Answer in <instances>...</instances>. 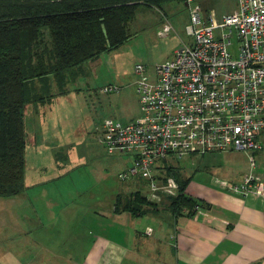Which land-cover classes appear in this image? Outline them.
Wrapping results in <instances>:
<instances>
[{"label":"rangeland","instance_id":"1","mask_svg":"<svg viewBox=\"0 0 264 264\" xmlns=\"http://www.w3.org/2000/svg\"><path fill=\"white\" fill-rule=\"evenodd\" d=\"M185 2L141 5L129 26L132 39L63 75L62 84L56 78V96L27 107L25 184L29 189L26 196H0V264H77L96 234L116 235L124 229L109 213L114 214L111 211L118 193L140 191L141 187L120 180L119 174L126 170L131 157L126 161L124 153L109 154L99 135L105 119L129 123L140 116L134 87L136 65H144L153 79L157 65L192 42L187 33L190 13ZM196 2L215 10L217 16L238 11V0ZM166 14L173 33L161 38L157 31L162 17L163 24L167 23ZM108 84L118 85L121 91L102 93L101 88ZM36 89L42 87L37 84ZM210 158L206 164L200 163V156L169 160L172 166L184 168L186 176L198 170L188 189L194 197L203 194L201 188L217 189L223 182H239L249 170L244 153ZM42 166L44 172L53 167L58 172L40 174ZM148 193L147 189L142 191L145 197Z\"/></svg>","mask_w":264,"mask_h":264},{"label":"built area","instance_id":"2","mask_svg":"<svg viewBox=\"0 0 264 264\" xmlns=\"http://www.w3.org/2000/svg\"><path fill=\"white\" fill-rule=\"evenodd\" d=\"M192 38L150 78L136 65L134 84L140 116L129 124L107 119L99 142L109 154H128L131 163L119 174L122 181H148L150 201L176 196L179 183L161 182L159 162L192 154L244 153L249 170L229 190L244 198L264 199V178L258 174L256 153L264 151V0H238V11L217 16L196 0H186ZM173 33L167 21L159 32ZM108 84L104 94L119 93ZM148 228L146 234H152Z\"/></svg>","mask_w":264,"mask_h":264},{"label":"trees","instance_id":"3","mask_svg":"<svg viewBox=\"0 0 264 264\" xmlns=\"http://www.w3.org/2000/svg\"><path fill=\"white\" fill-rule=\"evenodd\" d=\"M165 1L169 0H0V196L21 197L28 193L27 107L54 98L56 78L62 84L63 75L132 39L129 26L141 5L161 6ZM37 84L42 89H36ZM215 155L189 157L200 156V163L206 164ZM182 169L169 161L157 164L155 176L161 182L174 178L179 183L178 194L165 195L161 203L142 194L148 189L144 178L120 179L130 185L138 183L141 188L118 193L114 214L143 217L164 205L176 217H195L200 209L209 208L204 200L188 192L198 170L186 176Z\"/></svg>","mask_w":264,"mask_h":264},{"label":"crops","instance_id":"4","mask_svg":"<svg viewBox=\"0 0 264 264\" xmlns=\"http://www.w3.org/2000/svg\"><path fill=\"white\" fill-rule=\"evenodd\" d=\"M125 155L129 161L130 155ZM256 158L258 174L264 178V151L256 153ZM40 168V174L48 173ZM57 172L53 167L48 174ZM234 182H223L217 189L201 188L203 194L195 198L209 208L200 209L195 217H176L164 205L143 217L109 213L124 229L116 235L96 234L77 264H264V199L231 192L229 186ZM148 228L153 231L150 236Z\"/></svg>","mask_w":264,"mask_h":264}]
</instances>
